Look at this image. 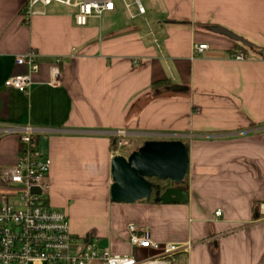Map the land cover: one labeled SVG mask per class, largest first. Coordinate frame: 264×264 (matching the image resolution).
<instances>
[{"label": "crops", "instance_id": "obj_1", "mask_svg": "<svg viewBox=\"0 0 264 264\" xmlns=\"http://www.w3.org/2000/svg\"><path fill=\"white\" fill-rule=\"evenodd\" d=\"M28 1L0 0V126L42 130L47 204L70 232L130 255L133 224L153 241L191 245L172 264H264V0H113L84 27L60 2L34 7L43 13L25 23ZM199 44L208 49L194 56ZM28 51L39 70L21 94L4 82L27 72L14 59ZM178 140L188 146L184 182L150 181L160 195L184 189L186 204L111 201L115 156ZM19 144L0 138L1 169Z\"/></svg>", "mask_w": 264, "mask_h": 264}, {"label": "built area", "instance_id": "obj_2", "mask_svg": "<svg viewBox=\"0 0 264 264\" xmlns=\"http://www.w3.org/2000/svg\"><path fill=\"white\" fill-rule=\"evenodd\" d=\"M52 2L76 8L74 23L84 27L89 18L100 17L114 9L113 0H29L24 12L25 23L31 16L42 14L34 7H47ZM139 12H143L139 8ZM206 44L194 45V56L204 53ZM242 61L243 55L235 56ZM15 65L25 67L23 75L9 77L4 86L21 94L28 93L34 84L33 75L39 70L37 54L28 51L15 56ZM60 59L49 67V85L59 80ZM42 130L30 126H0V138L19 137L17 162L0 170V264H172L180 254H187L191 245L159 243L148 231L128 225L130 255H114L98 244L92 234L74 236L69 229L68 216L47 204L50 161L37 150ZM123 135L124 132L117 133ZM37 189L39 193L32 192ZM220 211L215 216H220ZM145 252L146 254H142Z\"/></svg>", "mask_w": 264, "mask_h": 264}, {"label": "water", "instance_id": "obj_3", "mask_svg": "<svg viewBox=\"0 0 264 264\" xmlns=\"http://www.w3.org/2000/svg\"><path fill=\"white\" fill-rule=\"evenodd\" d=\"M188 146L182 141H146L127 158L115 156L111 163L113 184L110 198L113 203H135L149 200L163 204H186L187 192L171 187L159 194V187L150 180L181 185L188 174ZM32 192L39 191L33 189Z\"/></svg>", "mask_w": 264, "mask_h": 264}, {"label": "rangeland", "instance_id": "obj_4", "mask_svg": "<svg viewBox=\"0 0 264 264\" xmlns=\"http://www.w3.org/2000/svg\"><path fill=\"white\" fill-rule=\"evenodd\" d=\"M0 170H1V168H0ZM47 198H48V196H47ZM53 210H56V209H54V208H52ZM56 211H60V210H56ZM68 222H69V220H68ZM72 233V232H71ZM73 234V233H72ZM74 236H79V235H76V234H73ZM80 237V236H79Z\"/></svg>", "mask_w": 264, "mask_h": 264}]
</instances>
